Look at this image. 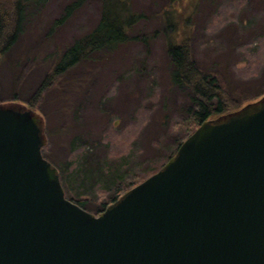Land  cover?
Here are the masks:
<instances>
[{
    "label": "rangeland",
    "instance_id": "obj_1",
    "mask_svg": "<svg viewBox=\"0 0 264 264\" xmlns=\"http://www.w3.org/2000/svg\"><path fill=\"white\" fill-rule=\"evenodd\" d=\"M75 1L49 0L29 19L0 67V105L20 104L43 119V155L60 170L66 199L94 215L115 192L157 173L193 122L191 93L171 82L167 41L187 38L194 65L219 76L239 107L264 96V0H125L144 16L132 36L148 38L149 47L123 45L54 78L66 49L101 16V0H89L52 30ZM167 13L181 27L170 38ZM42 84L52 89L33 100Z\"/></svg>",
    "mask_w": 264,
    "mask_h": 264
},
{
    "label": "water",
    "instance_id": "obj_2",
    "mask_svg": "<svg viewBox=\"0 0 264 264\" xmlns=\"http://www.w3.org/2000/svg\"><path fill=\"white\" fill-rule=\"evenodd\" d=\"M46 145L35 111L0 105V264H264V96L98 216L66 199Z\"/></svg>",
    "mask_w": 264,
    "mask_h": 264
},
{
    "label": "trees",
    "instance_id": "obj_3",
    "mask_svg": "<svg viewBox=\"0 0 264 264\" xmlns=\"http://www.w3.org/2000/svg\"><path fill=\"white\" fill-rule=\"evenodd\" d=\"M88 1L89 0H77L71 3L65 9L63 16L52 25V30H55L72 18ZM48 2L49 0H0V67L5 63L7 57L10 56L15 48L29 19ZM171 17L172 16L167 13V15L165 14L163 17L164 19H162V29L167 35L165 36L166 38H170L167 32L174 33L181 30L179 29L181 28L179 22L175 21L174 16L172 17L174 19L171 20ZM177 17L179 18L180 16L177 15ZM143 20L144 16L142 14H133L131 12L125 0H101V16L97 26L87 35L77 39L66 49L63 57L68 58V61H62L60 66L57 65L55 69H52V76L54 78L61 77L67 71L69 72L77 66L82 65L93 56L99 55L104 57L111 55L117 48L123 45L142 41L146 47H149L148 38L132 36L131 34L135 26ZM158 34L159 32H156L152 36L153 39L155 35ZM167 57L172 67L170 76L171 82L177 88H185L191 93V106L189 109L193 116V122L189 123L186 135L178 142V150L181 144L192 135L203 122L233 113L241 107H239L232 93L223 87V81L219 76L204 72L194 65L187 38L178 37V41L176 39L175 42L172 43L167 41ZM49 78L48 75L45 80ZM51 89L52 88L45 87L44 84H42L32 99L37 101V99H40ZM16 99L18 98L14 96L13 101H16ZM32 99L28 102L31 107H33L31 103H34ZM43 150L42 156L47 160L43 155ZM175 153H173V155ZM173 155H171V157ZM80 157L82 156H78L77 159H80ZM50 164L52 165V163ZM75 171H79V167H77ZM58 172L62 188L65 192L61 172L60 170H58ZM147 178L115 192V196L111 199L110 203L102 206L101 212L118 200L124 193L141 184ZM68 200L86 211L84 203L79 201L75 202L72 198ZM101 212L94 214V216H98Z\"/></svg>",
    "mask_w": 264,
    "mask_h": 264
}]
</instances>
